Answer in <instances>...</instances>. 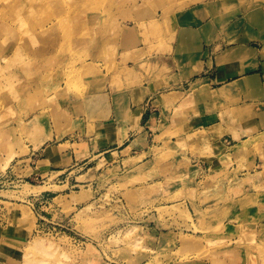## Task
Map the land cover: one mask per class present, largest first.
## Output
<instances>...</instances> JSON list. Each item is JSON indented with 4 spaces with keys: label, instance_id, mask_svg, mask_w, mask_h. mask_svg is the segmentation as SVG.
Wrapping results in <instances>:
<instances>
[{
    "label": "rangeland",
    "instance_id": "rangeland-1",
    "mask_svg": "<svg viewBox=\"0 0 264 264\" xmlns=\"http://www.w3.org/2000/svg\"><path fill=\"white\" fill-rule=\"evenodd\" d=\"M198 1L0 0V173L14 180L0 187V218L18 208L14 233L0 230V264H264L255 213L230 223L217 212L264 208V178L245 189L242 170L222 160L202 182L191 168L202 139L191 158L170 148L135 166L101 150L64 173L32 174L50 144H93L103 95L123 88L128 70L145 80L171 61L179 17ZM29 183L37 189L25 193Z\"/></svg>",
    "mask_w": 264,
    "mask_h": 264
},
{
    "label": "crops",
    "instance_id": "crops-1",
    "mask_svg": "<svg viewBox=\"0 0 264 264\" xmlns=\"http://www.w3.org/2000/svg\"><path fill=\"white\" fill-rule=\"evenodd\" d=\"M179 18L182 23L167 54L171 61L159 63L145 80L128 70L123 88L103 95L106 106L88 124L93 144L69 143L63 148L50 144L32 174L64 173L74 160L78 163L101 150L105 157L118 155L135 166L155 164L170 148L191 158L188 152L202 139L196 152L203 156L191 164L202 182L222 160L233 162L230 170H242L238 174H244L236 175L245 189L248 182L264 178V146L256 145L264 139V0H200ZM136 77L144 82L132 83ZM5 209L0 230L12 234L15 228L7 223L18 208ZM224 210L230 223L255 213L250 218L261 222L256 236L264 237V208L217 212ZM247 222L255 227V222ZM2 239L9 245L17 243L12 237Z\"/></svg>",
    "mask_w": 264,
    "mask_h": 264
},
{
    "label": "built area",
    "instance_id": "built-area-1",
    "mask_svg": "<svg viewBox=\"0 0 264 264\" xmlns=\"http://www.w3.org/2000/svg\"><path fill=\"white\" fill-rule=\"evenodd\" d=\"M12 178L13 176L10 170L6 173H0V187L3 189L13 184L14 180Z\"/></svg>",
    "mask_w": 264,
    "mask_h": 264
},
{
    "label": "bare ground",
    "instance_id": "bare-ground-1",
    "mask_svg": "<svg viewBox=\"0 0 264 264\" xmlns=\"http://www.w3.org/2000/svg\"><path fill=\"white\" fill-rule=\"evenodd\" d=\"M26 184V183H25ZM25 188H23V191L25 192V193H29L30 191H33V190H35L36 191V189H37V186H34V185H31L30 183L29 184H27V185H23ZM36 188V189H35ZM43 188V187H42ZM44 188H46V187H44ZM39 190V189H38ZM40 191V190H39ZM24 193V194H25ZM39 244H37V246H38ZM43 245V244H42Z\"/></svg>",
    "mask_w": 264,
    "mask_h": 264
}]
</instances>
